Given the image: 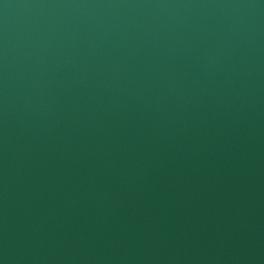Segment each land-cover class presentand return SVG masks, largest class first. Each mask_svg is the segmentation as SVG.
Masks as SVG:
<instances>
[{
	"label": "water",
	"instance_id": "95a60500",
	"mask_svg": "<svg viewBox=\"0 0 264 264\" xmlns=\"http://www.w3.org/2000/svg\"><path fill=\"white\" fill-rule=\"evenodd\" d=\"M0 264H264V0H0Z\"/></svg>",
	"mask_w": 264,
	"mask_h": 264
}]
</instances>
